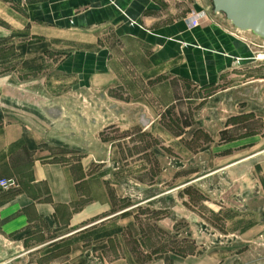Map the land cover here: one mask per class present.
<instances>
[{
	"label": "crops",
	"instance_id": "0c3cea01",
	"mask_svg": "<svg viewBox=\"0 0 264 264\" xmlns=\"http://www.w3.org/2000/svg\"><path fill=\"white\" fill-rule=\"evenodd\" d=\"M200 11L202 0H0V179L17 182L0 189V264H264V132L228 121L264 122V51L207 15L189 26ZM158 78L224 88L212 101L240 109L217 131L174 134L148 98L112 95ZM196 132L213 137L194 146ZM196 160L213 169L179 173Z\"/></svg>",
	"mask_w": 264,
	"mask_h": 264
},
{
	"label": "rangeland",
	"instance_id": "374dc122",
	"mask_svg": "<svg viewBox=\"0 0 264 264\" xmlns=\"http://www.w3.org/2000/svg\"><path fill=\"white\" fill-rule=\"evenodd\" d=\"M261 56L260 58H264V54ZM240 80L242 79L240 78ZM153 83V80L148 79L145 89L141 88V92H139L140 84L139 80L136 79V82L134 83L135 85L133 86L134 88H132L131 86H128L126 88H116L114 89V93L112 95L114 98H148L147 103L145 104L147 106L146 110L158 115V127L166 128L168 130V133L173 132L174 134H181L187 127H191L194 129L200 127L202 128V126H206L208 129L211 128V131L214 132L217 131L221 124L224 122V117L226 115H228L230 112H234L236 109H240L237 108L238 104H226L227 107H225L223 103H219L218 99L212 101L213 98L217 97L218 92L224 89L219 88L218 86H211L204 90H198L197 88H193L185 81H167L158 78V89L156 90ZM246 88L247 87H238V89H236L237 92L233 91V93H231L232 87H229L230 93H228L227 98H244L245 93L247 92ZM210 94H214V97H212L211 100L208 99V96ZM155 98H158V101L156 103L154 101ZM226 110H228L227 113ZM209 112L211 113V118L208 115ZM228 121L238 123L235 131L236 135L249 131H253L254 134L255 129H258V134L260 135L264 132V122L262 120L250 121L247 118H238L237 120H235L234 118H228ZM133 132H135V130H133ZM114 137H121V135L115 133ZM134 137L137 138L138 136ZM164 137L165 136L160 137V135H158V144L161 143V139ZM212 137L213 136H207L202 132H196L190 137L191 139L188 142L194 146H197ZM215 137L216 139L219 138L214 135V138ZM167 139L168 143H170V138ZM259 142L261 144H264V138H259ZM195 152L198 151L195 150ZM262 159L264 160V156L262 157ZM178 167L180 170L179 173L185 174L194 171L195 175L208 173L210 169H213V166L211 168L203 166V163L197 160L192 164H186L185 167L183 166V163L180 162ZM158 171H162L160 167H158ZM261 171H263L262 167L260 169V172ZM165 174H170V171L165 172ZM260 189H264V184H262V182H260ZM195 199L196 204L198 205L200 203L199 196H196ZM155 220V218L150 216H148L147 218L143 217V221L147 226L146 235L148 246H154L156 240L158 243V230H156L155 227ZM131 236L133 238V232ZM164 236L165 241L169 240V235ZM150 255V253L147 254V259L151 258Z\"/></svg>",
	"mask_w": 264,
	"mask_h": 264
},
{
	"label": "water",
	"instance_id": "95a60500",
	"mask_svg": "<svg viewBox=\"0 0 264 264\" xmlns=\"http://www.w3.org/2000/svg\"><path fill=\"white\" fill-rule=\"evenodd\" d=\"M206 15L255 50H264V0H202Z\"/></svg>",
	"mask_w": 264,
	"mask_h": 264
},
{
	"label": "built area",
	"instance_id": "2783aa9c",
	"mask_svg": "<svg viewBox=\"0 0 264 264\" xmlns=\"http://www.w3.org/2000/svg\"><path fill=\"white\" fill-rule=\"evenodd\" d=\"M206 14L204 11L200 12H191L189 16V26L195 27L198 26L200 23V20L205 18ZM17 187V182L14 179H0V189L3 191H9Z\"/></svg>",
	"mask_w": 264,
	"mask_h": 264
}]
</instances>
